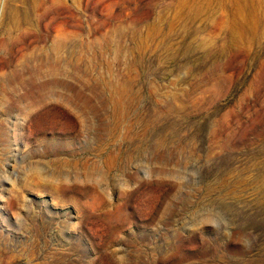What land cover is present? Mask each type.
I'll return each mask as SVG.
<instances>
[{"label": "rangeland", "instance_id": "374dc122", "mask_svg": "<svg viewBox=\"0 0 264 264\" xmlns=\"http://www.w3.org/2000/svg\"><path fill=\"white\" fill-rule=\"evenodd\" d=\"M0 3V264H264V0Z\"/></svg>", "mask_w": 264, "mask_h": 264}, {"label": "bare ground", "instance_id": "6f19581e", "mask_svg": "<svg viewBox=\"0 0 264 264\" xmlns=\"http://www.w3.org/2000/svg\"><path fill=\"white\" fill-rule=\"evenodd\" d=\"M56 1H57V0H56ZM46 3H47V2H46ZM46 3H45V4H46ZM48 3H49V2H48ZM0 4H1V3H0ZM55 4H56V3H55ZM11 7H13V6H11ZM44 7L47 8L46 6H44ZM53 7H55V6H53ZM13 8H14V7H13ZM13 8H12V9H13ZM21 10H22V9H21ZM27 10H28V9H27ZM45 10H46V9H45ZM46 11H47V10H46ZM37 13H38V12H37ZM23 15H24V14H23ZM40 16H41V15H40ZM38 17H39V15H38ZM22 18H23V17H22ZM26 27H27V26H26ZM56 37H58V36H56ZM158 106H159V105H158ZM159 111H160V110H159ZM159 111H158V112H159ZM168 111H169V110H168ZM156 112H157V111H156ZM161 118H163V117H161Z\"/></svg>", "mask_w": 264, "mask_h": 264}]
</instances>
